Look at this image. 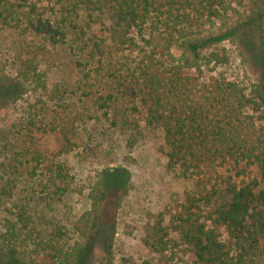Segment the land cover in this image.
Instances as JSON below:
<instances>
[{"label": "trees", "instance_id": "16d2710c", "mask_svg": "<svg viewBox=\"0 0 264 264\" xmlns=\"http://www.w3.org/2000/svg\"><path fill=\"white\" fill-rule=\"evenodd\" d=\"M25 1L0 0V27L19 26L22 14L38 31L41 22L47 25L48 40L56 45L68 34L81 36L91 24L99 25L101 34L86 38L90 65L96 72L107 67L108 76L126 82L121 92L130 98L142 126L162 133L168 167L193 178L194 187L144 224L143 244L155 256L141 261L116 258L110 249L96 254V204L74 223L82 242L68 249L65 233L56 229L25 260L17 251L30 237L31 218L23 205L11 209L0 199V264H264V0L233 30L205 39L195 34L206 20L226 15L229 0H64L52 24L41 14L34 19L32 5L24 13ZM81 13L85 16L78 22ZM250 27L260 50L246 58L256 63L258 77L242 87L222 72L212 73L228 62L225 48L203 52ZM124 52L131 55L127 62L111 68L112 59ZM44 53L41 45L25 43L16 64L17 75L33 78L38 88H45V74L38 68ZM210 63V74L204 77L202 67ZM114 98L112 93L97 95L95 103L104 116ZM75 120L59 116L50 129L57 144L46 169L56 178L65 177V165L54 158L73 149ZM122 127L139 132L141 125L125 119ZM23 150L30 154L27 147ZM29 160L38 165L43 156L35 149ZM224 163L233 165L234 175L220 171ZM242 164L253 168L254 175H246Z\"/></svg>", "mask_w": 264, "mask_h": 264}, {"label": "rangeland", "instance_id": "374dc122", "mask_svg": "<svg viewBox=\"0 0 264 264\" xmlns=\"http://www.w3.org/2000/svg\"><path fill=\"white\" fill-rule=\"evenodd\" d=\"M63 1L26 0L21 10L25 13L27 5H32L34 19L35 14H41L52 24L60 17ZM259 3L263 0H229L228 13L206 20L195 37L205 39L233 30L237 21ZM19 16V26L0 27V199L11 209L23 205L31 218L30 237L17 254L29 260L38 244L47 243L56 229L65 233L63 242L68 249L75 242H82L74 223L96 204V254L110 249L116 258L151 259L154 253L143 244L144 224L153 214L180 202L184 192L194 187L193 178L181 177L177 169L168 167L162 133L142 126L138 114L132 111L130 98L121 92L127 89L126 82L108 76L107 67L96 72L90 65L86 38L101 34L98 24L85 28L84 35L68 34L64 43L52 45L47 25L42 27L41 22L38 31L25 16ZM84 16L81 13L78 22ZM252 28L244 30L240 37L232 36L204 49L203 53L208 54L217 50L221 53L225 48L228 54V62L217 65L212 73L222 72L242 87H248L258 77L256 63L246 58L252 50H260ZM25 43L45 49L38 62L39 70L45 74V88L36 87L31 77L17 75V60ZM173 51L179 53L175 47ZM130 56L124 52L113 58L110 67L121 65ZM212 63L202 67L204 77L210 74ZM107 93L115 98L104 116L95 101L98 94ZM59 116L77 119L73 149L54 158L65 165V177L61 179L46 169L57 144L50 129ZM125 119H137L140 131L123 128ZM35 149L43 156L38 165L29 160ZM241 166L246 175H254L253 168ZM220 171L235 174L230 163H224ZM241 177L244 176L238 178ZM57 187H63L64 193L55 192ZM3 230L0 224V231ZM1 247L0 252H4Z\"/></svg>", "mask_w": 264, "mask_h": 264}]
</instances>
